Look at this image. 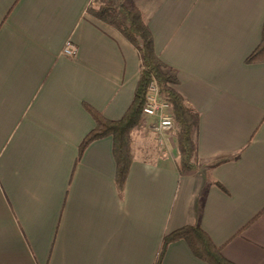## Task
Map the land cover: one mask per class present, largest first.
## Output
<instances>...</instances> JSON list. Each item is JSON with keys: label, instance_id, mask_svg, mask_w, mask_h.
Returning a JSON list of instances; mask_svg holds the SVG:
<instances>
[{"label": "crops", "instance_id": "obj_1", "mask_svg": "<svg viewBox=\"0 0 264 264\" xmlns=\"http://www.w3.org/2000/svg\"><path fill=\"white\" fill-rule=\"evenodd\" d=\"M135 4L199 115V167L179 174L176 142L147 119L122 192L112 136L76 160L95 125L83 104L120 119L140 54L86 10L91 0H0V264H154L162 236L197 215L228 260L264 264V62L245 61L264 0ZM68 39L73 57L61 53ZM160 264L208 263L180 239Z\"/></svg>", "mask_w": 264, "mask_h": 264}, {"label": "trees", "instance_id": "obj_2", "mask_svg": "<svg viewBox=\"0 0 264 264\" xmlns=\"http://www.w3.org/2000/svg\"><path fill=\"white\" fill-rule=\"evenodd\" d=\"M86 10L95 18L111 25L134 46L140 54L141 69L132 102L120 119H107L92 106L83 104L95 125L79 144L76 160L80 158L82 151L91 141L108 135L112 136V152L115 160L114 179L118 190L122 192L133 160L132 133L142 128L145 123L146 117L142 107L148 85L154 79L161 96L170 103V112L175 123L173 130L178 154L176 169L179 174L196 170L199 167L197 157L199 115L175 90L174 85L178 82L175 71L157 56L153 35L141 10L135 3L127 5L123 0H120L117 5L108 0H101L98 6L90 5ZM245 61L247 63L264 62V20L260 42ZM217 184L223 188L219 183ZM180 239L186 242L195 256L208 264H234L222 254L221 248L215 245L202 229L199 215L193 223L185 224L162 236L154 264L161 263L169 243Z\"/></svg>", "mask_w": 264, "mask_h": 264}, {"label": "built area", "instance_id": "obj_3", "mask_svg": "<svg viewBox=\"0 0 264 264\" xmlns=\"http://www.w3.org/2000/svg\"><path fill=\"white\" fill-rule=\"evenodd\" d=\"M77 49L76 43L68 39L62 47L61 53L65 56L73 57L76 55ZM142 112L147 119L148 129L159 137H162L175 126L170 112V103L161 96L154 79L148 85Z\"/></svg>", "mask_w": 264, "mask_h": 264}, {"label": "rangeland", "instance_id": "obj_4", "mask_svg": "<svg viewBox=\"0 0 264 264\" xmlns=\"http://www.w3.org/2000/svg\"><path fill=\"white\" fill-rule=\"evenodd\" d=\"M108 1L117 5L120 0H108ZM137 1L139 0H123V2L127 5H129L130 3H135ZM100 2L101 0H91L92 6H95V7L98 6ZM166 133H167L166 145L170 148H174L176 140H175L173 129L168 130Z\"/></svg>", "mask_w": 264, "mask_h": 264}]
</instances>
